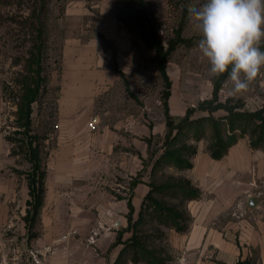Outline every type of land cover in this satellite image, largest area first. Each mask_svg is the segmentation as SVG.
Here are the masks:
<instances>
[{
  "label": "crops",
  "instance_id": "0c3cea01",
  "mask_svg": "<svg viewBox=\"0 0 264 264\" xmlns=\"http://www.w3.org/2000/svg\"><path fill=\"white\" fill-rule=\"evenodd\" d=\"M86 3L69 10L80 28L71 29L78 33L63 46L56 116L45 140L44 200L32 230L25 219L28 180L10 154L0 94V264H36L34 255L41 264H111L122 248L112 246L119 232L124 240L132 236V230L124 231L128 197L136 219L150 189L145 176L131 187L148 155L140 139L157 134L150 120L162 122L158 133L166 132L165 120L113 106L121 72L131 74L140 53L109 7L93 11ZM169 105L174 116L186 112L173 93ZM205 148L199 144L193 167L184 173L202 195L188 203L189 229L171 230L178 254L172 264H237L247 257L264 264V149L240 139L226 156L214 159ZM241 197L246 203L239 218L230 212Z\"/></svg>",
  "mask_w": 264,
  "mask_h": 264
},
{
  "label": "rangeland",
  "instance_id": "374dc122",
  "mask_svg": "<svg viewBox=\"0 0 264 264\" xmlns=\"http://www.w3.org/2000/svg\"><path fill=\"white\" fill-rule=\"evenodd\" d=\"M80 1H86L87 6L93 11L100 10L98 6L104 4L105 7L111 9L117 18L121 16L127 22L140 53L139 65L131 74L121 75V86H118L116 92L113 93V96L117 97L113 106L124 105L126 109L135 110L137 115L144 114L148 117V114L151 113L156 117L159 115L165 120L161 100L162 92L165 89L164 80L158 70L155 53L147 49L136 26L135 5L130 6V4H133V0H0V94L4 101L7 118L4 122V130L8 135H13L15 139H24V136L22 134H12L18 129L15 124L17 106L14 98L20 93V80L29 74L30 51L34 50L36 52V47L40 45L43 46L41 64L45 82L42 86L39 101L33 104V131L30 134L42 135L46 129L50 130L51 125L54 124L63 46L69 35L78 33L76 30H74L75 33H72L71 29L80 28V25L77 26V20L74 19L76 16L70 13L69 10ZM128 1L130 2L129 6H127ZM149 1L153 4L155 27L165 48L169 46V40L175 37L176 31L181 27L183 29L182 35L192 41V46L179 44L172 52L167 65V71L172 80L173 98L186 110L187 107L196 106L200 101L210 98L213 91L215 77H210L208 74L210 63L203 57L198 48L201 35L194 29L187 10L189 3L200 6L205 0ZM38 18L43 22L44 32L42 37H38ZM261 72L264 73V68L261 69ZM230 89L231 84L226 78L219 93L222 101L229 99L233 104L240 101L244 104L243 109L249 111L264 108V74L259 75L249 89L243 93L229 95ZM225 113L224 110H219L215 114L219 116ZM150 122H152L151 127L156 125L157 134L152 135L151 148L148 145V137L140 139L147 144L148 155L144 159L145 164L143 162V167L137 174L136 178L139 180V177L142 176L150 180L151 161L149 151L160 147V138L165 134V132L163 134L158 133L162 122L151 120ZM241 139L250 143V131ZM18 143L17 141L14 142L16 148ZM202 143L206 147V140L200 141L198 145ZM45 152H47L46 148L43 155ZM14 156L19 166L22 167L20 171L30 169L31 164L22 153ZM185 171L167 168L159 173L155 180L160 181L163 178L162 175L167 174L185 176ZM170 202L175 203L176 201L171 200ZM245 203L244 198L238 199L230 212L231 215L242 217L244 215L242 209ZM141 229L142 233L149 236V243L152 246L166 249L172 257V262L176 261L178 254L172 249L170 241V233L172 229L175 230L174 228L162 225L156 219H148ZM162 232L163 234H161ZM92 235L96 240V234Z\"/></svg>",
  "mask_w": 264,
  "mask_h": 264
},
{
  "label": "trees",
  "instance_id": "16d2710c",
  "mask_svg": "<svg viewBox=\"0 0 264 264\" xmlns=\"http://www.w3.org/2000/svg\"><path fill=\"white\" fill-rule=\"evenodd\" d=\"M129 1L127 6H129ZM135 3V4H134ZM136 9L135 23L142 35L147 49L155 53V61L165 84L161 100L165 116L166 132L160 138L161 145L156 150L149 151L151 161V176L148 180L150 187L144 197L142 207L136 219L133 218L134 206L131 197H128L129 214L128 227L124 231L132 230V236L123 239L120 231L112 246L122 244L118 257L111 264H172V257L164 248H157L149 243V236L141 232L148 219H156L160 224L174 228L178 232H186L192 221L187 203L199 199L202 191L195 186L192 180L186 176L162 175L160 181L155 177L164 169L174 168L187 170L193 167V158L198 153V143L206 140V150L214 159H222L230 148L250 131V144L254 149H264V108L255 111L244 110V104L231 103V100L222 101L220 91L227 74L214 78L212 96L200 101L196 106H189L183 116L177 117L171 113L169 99L172 91V80L167 71L168 61L172 52L179 44L192 46V41L182 35V27L175 33V37L169 40V46L165 48L160 39L154 23L153 4L147 0H133ZM41 17V16H37ZM120 21L128 28L127 22L121 16ZM38 37L43 35V22L38 18ZM129 29V28H128ZM130 31V30H129ZM42 44V43H41ZM43 45V44H42ZM43 46L36 47V52L30 51L31 59L28 60L29 74L20 80V95L15 96L17 106L15 112L18 129L12 134H22L23 138L15 139L7 134L6 139L11 145L12 156L22 153L31 164L25 173L29 185L31 199L28 201L30 208L26 221L32 230L40 220V212L44 200V184L46 177L45 155H43L48 138L49 129L42 135L30 134L33 131V104L39 101L42 86L45 82L41 58ZM264 51V44L261 46ZM122 76H125L121 72ZM219 110H224V115H216ZM199 115H196V114ZM17 141V148L14 142ZM148 145L151 148L153 136L148 137ZM44 148V150H43ZM46 153V152H45ZM145 164V160H144ZM139 179H133V188ZM175 200V203L170 202ZM33 235V233H31ZM163 234V232L161 233ZM237 264H255L252 257L240 259Z\"/></svg>",
  "mask_w": 264,
  "mask_h": 264
},
{
  "label": "clouds",
  "instance_id": "9594fccd",
  "mask_svg": "<svg viewBox=\"0 0 264 264\" xmlns=\"http://www.w3.org/2000/svg\"><path fill=\"white\" fill-rule=\"evenodd\" d=\"M199 51L210 63L208 74H227L229 95L247 91L264 73V0H205L187 5Z\"/></svg>",
  "mask_w": 264,
  "mask_h": 264
},
{
  "label": "built area",
  "instance_id": "2783aa9c",
  "mask_svg": "<svg viewBox=\"0 0 264 264\" xmlns=\"http://www.w3.org/2000/svg\"><path fill=\"white\" fill-rule=\"evenodd\" d=\"M55 127L57 128L58 125H55ZM89 127L91 129L95 130L97 128L96 122L95 121H91L89 123ZM89 242L90 243H94L95 242V237L93 235L89 237ZM34 261H35L36 264H41L42 263V261L37 256H35V255H34Z\"/></svg>",
  "mask_w": 264,
  "mask_h": 264
}]
</instances>
